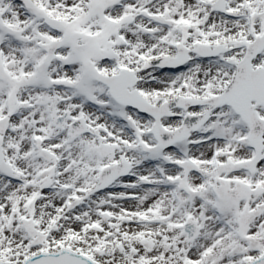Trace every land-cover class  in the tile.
I'll return each mask as SVG.
<instances>
[{
    "label": "snow or ice",
    "instance_id": "snow-or-ice-1",
    "mask_svg": "<svg viewBox=\"0 0 264 264\" xmlns=\"http://www.w3.org/2000/svg\"><path fill=\"white\" fill-rule=\"evenodd\" d=\"M0 264H264V0H0Z\"/></svg>",
    "mask_w": 264,
    "mask_h": 264
}]
</instances>
